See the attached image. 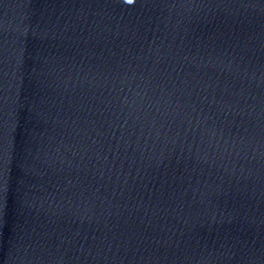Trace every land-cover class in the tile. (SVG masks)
I'll use <instances>...</instances> for the list:
<instances>
[{
  "label": "clouds",
  "instance_id": "obj_1",
  "mask_svg": "<svg viewBox=\"0 0 264 264\" xmlns=\"http://www.w3.org/2000/svg\"><path fill=\"white\" fill-rule=\"evenodd\" d=\"M129 2H131V0H129Z\"/></svg>",
  "mask_w": 264,
  "mask_h": 264
}]
</instances>
